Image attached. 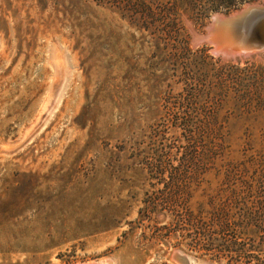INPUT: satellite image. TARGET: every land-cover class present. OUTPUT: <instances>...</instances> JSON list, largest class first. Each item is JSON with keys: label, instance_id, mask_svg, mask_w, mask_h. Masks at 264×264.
<instances>
[{"label": "rangeland", "instance_id": "obj_1", "mask_svg": "<svg viewBox=\"0 0 264 264\" xmlns=\"http://www.w3.org/2000/svg\"><path fill=\"white\" fill-rule=\"evenodd\" d=\"M140 1L175 0H0V264H180L172 212L153 205L169 180L146 158L160 132L181 171L203 130L227 137V162L264 163V51L215 63L192 34L217 11L198 20L180 7L170 14L192 50L171 55ZM206 181L190 182L194 209Z\"/></svg>", "mask_w": 264, "mask_h": 264}, {"label": "trees", "instance_id": "obj_2", "mask_svg": "<svg viewBox=\"0 0 264 264\" xmlns=\"http://www.w3.org/2000/svg\"><path fill=\"white\" fill-rule=\"evenodd\" d=\"M252 0H175L171 7L154 8L143 1L139 2L138 10L141 19L153 28L157 34L156 44H162L174 55L178 51H191L189 37H182L179 24L172 18L170 10L180 7L193 12L198 20L206 19L214 11H231L243 2ZM205 53L208 48L203 46ZM213 61L215 57L206 56ZM204 58L187 61L190 66L206 65L209 60ZM215 61V60H214ZM221 58H216L215 63ZM231 64V63H229ZM248 64V62H247ZM232 68L240 67V63L231 64ZM205 67V66H204ZM206 77V75H205ZM203 83L205 79L201 77ZM227 87H220L219 92H227ZM204 93L199 89L198 96ZM197 104V102L195 101ZM199 107L204 111L206 101L202 100ZM215 112V111H214ZM216 113V112H215ZM205 116L207 124H213L214 113ZM185 122V118L176 117ZM181 122V121H180ZM160 134V145L153 146L147 160L156 170L157 176L165 177L169 173L168 181L161 190H156L153 205L161 212L170 210L173 215L174 231L179 240L174 247H181L200 257H209L213 261L221 262L222 257L230 256V264L242 260L247 262L262 261L264 264V163L254 165L253 169L241 166L238 163L227 162L224 157L227 137L217 131L203 130L199 136V143L185 148L183 160L185 168L181 171L172 162L176 154L167 147L165 133ZM187 136L195 137L194 133ZM190 138V137H189ZM215 170V171H213ZM212 174L214 176H212ZM156 176V175H155ZM207 180L213 191L209 198L200 204L197 209L188 202L193 195L190 182ZM187 184H183V182ZM214 181L217 184L213 186ZM182 182V183H181ZM162 213V212H161ZM230 254V255H229Z\"/></svg>", "mask_w": 264, "mask_h": 264}, {"label": "water", "instance_id": "obj_3", "mask_svg": "<svg viewBox=\"0 0 264 264\" xmlns=\"http://www.w3.org/2000/svg\"><path fill=\"white\" fill-rule=\"evenodd\" d=\"M192 37L194 45H209L214 55L229 60L246 59L263 52L264 4L248 3L235 11L214 12L205 28L193 31ZM173 258L180 264H211L183 249H176Z\"/></svg>", "mask_w": 264, "mask_h": 264}, {"label": "bare ground", "instance_id": "obj_4", "mask_svg": "<svg viewBox=\"0 0 264 264\" xmlns=\"http://www.w3.org/2000/svg\"><path fill=\"white\" fill-rule=\"evenodd\" d=\"M107 264H111V262H108ZM198 264H200V263H198Z\"/></svg>", "mask_w": 264, "mask_h": 264}]
</instances>
